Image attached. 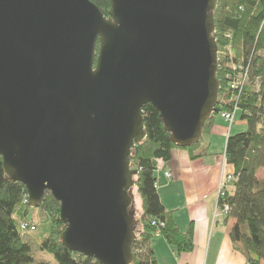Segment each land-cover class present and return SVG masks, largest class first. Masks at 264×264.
<instances>
[{
	"label": "water",
	"instance_id": "95a60500",
	"mask_svg": "<svg viewBox=\"0 0 264 264\" xmlns=\"http://www.w3.org/2000/svg\"><path fill=\"white\" fill-rule=\"evenodd\" d=\"M218 2L109 0L106 16L89 0H0L2 168L32 209L59 204L71 252L132 263L142 109L178 148L200 143L220 91Z\"/></svg>",
	"mask_w": 264,
	"mask_h": 264
},
{
	"label": "trees",
	"instance_id": "16d2710c",
	"mask_svg": "<svg viewBox=\"0 0 264 264\" xmlns=\"http://www.w3.org/2000/svg\"><path fill=\"white\" fill-rule=\"evenodd\" d=\"M89 1L107 16L109 0ZM214 19V39L219 62L223 64L217 73L219 99L228 87L227 74L232 75V80H238L240 72L247 76L241 91L232 96V104H218L204 129V134L208 133L215 116L231 111L235 105L240 119L246 123L244 131L226 139L223 158L231 168L227 174L234 181L231 190L218 196L217 208L228 206L225 216L235 221L230 230L231 241L240 246L248 264H260L264 262V180L257 179V171L264 166V0H219ZM231 65L236 67L235 71ZM142 111L146 139L135 145L130 157L132 168L138 171L135 188L141 204L131 245V264H159L151 247L153 239L163 238L176 254L190 251L193 240L191 230L181 232L161 204L155 172L159 164L171 160L173 150L186 151L195 158L200 143L178 148L170 141L153 107L146 105ZM35 210L44 213L43 222L34 219L31 212ZM64 229L59 204L50 194L46 193L40 206L32 209L25 187L6 180L0 158V264H48L36 262L31 239L39 251L50 254L57 264H98L62 245L60 236Z\"/></svg>",
	"mask_w": 264,
	"mask_h": 264
},
{
	"label": "crops",
	"instance_id": "0c3cea01",
	"mask_svg": "<svg viewBox=\"0 0 264 264\" xmlns=\"http://www.w3.org/2000/svg\"><path fill=\"white\" fill-rule=\"evenodd\" d=\"M236 116L239 120L235 121ZM245 128L239 112L230 127L216 115L194 152L195 158L186 151L173 150L171 160L157 167L155 187L161 204L181 232L191 230L193 240L190 251L176 254L163 238L153 239L151 247L159 264H247L240 246L230 239L235 221L218 211L216 190L223 174L231 172L222 161L226 139ZM257 179L264 180V166L257 171Z\"/></svg>",
	"mask_w": 264,
	"mask_h": 264
},
{
	"label": "built area",
	"instance_id": "2783aa9c",
	"mask_svg": "<svg viewBox=\"0 0 264 264\" xmlns=\"http://www.w3.org/2000/svg\"><path fill=\"white\" fill-rule=\"evenodd\" d=\"M231 70L235 71L236 67L231 65ZM226 78L228 79V87L225 89L224 93L222 94V96L218 97V104H232L233 100H232V96L234 95L235 92H240L241 88L243 87V85L246 82V72H240L239 73V79L238 80H232V75L231 74H227ZM220 93V91H219ZM229 93H232L231 96H228ZM230 97V99H229ZM217 104V106H218ZM216 106V107H217ZM238 108L237 106H233L231 111H221L220 115L223 118V120L228 124V126L230 127L233 124V117L234 114L237 112ZM166 178L170 179L171 175L166 172L165 173ZM234 181V177L232 175L229 174H225L221 177L220 182L218 184V189H217V199L218 196L222 197L224 195V192H226V190L228 189V187L230 186L231 182ZM27 202H28V197H27ZM219 213L226 215L229 211V208L227 205H224L222 209L218 210ZM25 226H23L22 228H24ZM156 237H158V234H155ZM248 264V263H247Z\"/></svg>",
	"mask_w": 264,
	"mask_h": 264
},
{
	"label": "rangeland",
	"instance_id": "374dc122",
	"mask_svg": "<svg viewBox=\"0 0 264 264\" xmlns=\"http://www.w3.org/2000/svg\"><path fill=\"white\" fill-rule=\"evenodd\" d=\"M220 118L223 120V118L221 117V115L219 114ZM236 120H239V116H236ZM224 121V120H223ZM225 122V121H224ZM226 123V122H225ZM204 135V133H203ZM202 140V139H201ZM201 143V141H200ZM199 144V143H198ZM222 161H223V165L224 167L226 166L225 163H224V158H222ZM226 171V170H225ZM226 174V173H225ZM223 174V175H225ZM217 189H218V186H217ZM216 189V190H217ZM131 196H132V206H131V211L134 215V218H135V221H136V225H137V219L139 218V214H140V201H139V196H138V193L136 191V188H132L131 189ZM32 215H34V219L39 222H43L45 220V215L43 212L39 211V210H35L33 211V213L31 212ZM135 225V226H136ZM134 230H135V227H134ZM26 239H29L27 236H26ZM31 245H32V248H33V257L34 259L36 260V262H44V263H48V264H57L53 257L50 255V254H47V253H43L41 251H39L37 248H36V244L35 242L33 241V239H31L30 241Z\"/></svg>",
	"mask_w": 264,
	"mask_h": 264
}]
</instances>
